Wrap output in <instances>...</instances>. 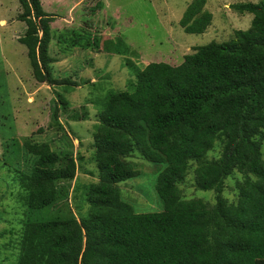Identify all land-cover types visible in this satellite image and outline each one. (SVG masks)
<instances>
[{
    "label": "trees",
    "instance_id": "1",
    "mask_svg": "<svg viewBox=\"0 0 264 264\" xmlns=\"http://www.w3.org/2000/svg\"><path fill=\"white\" fill-rule=\"evenodd\" d=\"M206 2L192 0L187 7L179 21L186 34L210 26ZM19 4L18 21L26 26L19 42L34 80L71 85L53 76V16L40 0ZM231 8L252 20L229 41L196 47L177 66L159 62L139 69L129 62L135 80L107 95L94 127L99 181L86 187V218L77 219L67 206L77 169L71 148L52 150L24 139L29 166L12 170L22 209L15 264H264V0ZM73 35L65 42L72 48L131 52L121 37L99 47L97 38L81 43ZM59 104L67 109L61 97ZM60 108L53 106L52 120L64 131ZM218 147L219 157L209 159ZM134 154L165 165L155 184L162 212L139 214L122 200L119 184L139 175L128 160ZM191 164L195 188L213 192V205L182 198L179 185ZM235 173L242 180L230 203L222 193ZM51 210L53 216L37 217Z\"/></svg>",
    "mask_w": 264,
    "mask_h": 264
},
{
    "label": "rangeland",
    "instance_id": "2",
    "mask_svg": "<svg viewBox=\"0 0 264 264\" xmlns=\"http://www.w3.org/2000/svg\"><path fill=\"white\" fill-rule=\"evenodd\" d=\"M259 1L207 0L204 9L211 13L212 21L204 33L197 35L186 34L179 25L192 0H40L43 10L53 16L49 45V55L55 60L53 76L72 83L50 86L34 80L27 50L19 42L26 28L18 21L19 0H0V264H15L17 260L22 209L16 200L12 170L29 166L24 158V139L47 143L52 150L71 148L77 169L69 185L67 206L77 219L86 218V187L99 181L94 127L107 95L128 89V83L135 80L129 62L139 69L159 62L177 66L196 47L226 42L235 31L247 30L252 15L240 14L231 5ZM73 34L80 35L77 38L81 43L97 38L99 47L106 40L121 37L131 52L119 56L93 48H72L65 42L71 36L75 38ZM59 97L66 100L67 109L60 108ZM56 104L64 131L53 125L52 108ZM75 113L81 116L76 121L72 118ZM218 152L219 147L208 158L219 157ZM128 160L139 175L119 184L122 200L139 214L162 212L155 184L165 165L147 162L137 154ZM194 168L191 164L179 185L182 198L213 205V192L195 188ZM241 180L238 173L225 180L222 196L228 202H236V182ZM55 212L45 211L37 217L44 219Z\"/></svg>",
    "mask_w": 264,
    "mask_h": 264
}]
</instances>
